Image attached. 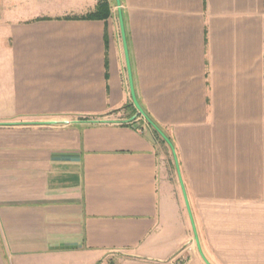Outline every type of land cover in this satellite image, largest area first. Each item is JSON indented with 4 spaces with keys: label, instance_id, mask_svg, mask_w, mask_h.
I'll list each match as a JSON object with an SVG mask.
<instances>
[{
    "label": "crops",
    "instance_id": "1",
    "mask_svg": "<svg viewBox=\"0 0 264 264\" xmlns=\"http://www.w3.org/2000/svg\"><path fill=\"white\" fill-rule=\"evenodd\" d=\"M99 1L0 0V264H264V0H120L171 147Z\"/></svg>",
    "mask_w": 264,
    "mask_h": 264
},
{
    "label": "rangeland",
    "instance_id": "2",
    "mask_svg": "<svg viewBox=\"0 0 264 264\" xmlns=\"http://www.w3.org/2000/svg\"><path fill=\"white\" fill-rule=\"evenodd\" d=\"M100 2L102 3L103 7L98 11V15L101 16V17H103V18H107L109 16V14H112L114 16V18L117 19L118 26H119V31H120V36H121V28H120V23H119V14H118L119 12L121 13V16H122V19H123V26H124V33H125V25H124V18H123V7H122V4H121V1L119 0V4L116 3V0H100L99 3ZM96 8H97V6H96ZM96 8H95V11H96ZM125 39H126V34H125ZM121 41H122V36H121ZM126 44H127V42H126ZM122 46H123V41H122ZM123 52H124V48H123ZM124 56H125V53H124ZM125 65H126V60H125ZM130 68H131V66H130ZM126 71H127V65H126ZM131 74H132V72H131ZM127 75H128V73H127ZM134 93H135V91H134ZM135 97H136V94H135ZM136 100H137L138 105L142 109V107H141V105H140V103H139V101H138L137 98H136ZM132 106H133L134 111L136 112V117L138 119H141V121H144V123L149 124V126L153 129V131L155 133V137L157 136V139L159 140V142L161 140L163 142H165L164 139L160 136V134L154 129V126L156 127V125L153 124L152 121L148 119V116L145 114V112L143 111V109H142V111H143V115H142V114H139L138 113V110L135 108L133 102H132ZM156 128L161 132L162 135H164L166 137V134L163 132V130H160L158 127H156ZM169 148H167V149H169ZM168 151H169V153H167V156L169 158H171V160H173L172 159L173 156H172V153L170 152V149ZM192 230H193V227H192ZM193 233H194V231H193ZM195 233H196V231H195ZM196 236H197V233H196ZM197 239H198V237H197ZM193 243H195L198 251L200 252V254H202L201 247H200V244H199V240H198V245H197L196 242H195V236H194ZM201 256L204 259L203 254ZM204 261H205V259H204ZM186 263H187V260L186 259H178L173 264H186ZM205 263L208 264L206 261H205Z\"/></svg>",
    "mask_w": 264,
    "mask_h": 264
},
{
    "label": "water",
    "instance_id": "3",
    "mask_svg": "<svg viewBox=\"0 0 264 264\" xmlns=\"http://www.w3.org/2000/svg\"><path fill=\"white\" fill-rule=\"evenodd\" d=\"M116 3L119 4V0H116ZM118 14H119V23H120V28H121V36H122V41H123V48H124V53H125V60H126V65H127V73H128V80H129L130 95H131V99H132V102H133L135 108L138 110V113L143 115V111L140 108V106L138 105L136 97H135V93H134L132 74H131L129 56H128V51H127V44H126L125 33H124L123 19H122L121 13L119 12ZM49 124H54V123H49ZM154 129L160 134V136L164 139V141L171 147L169 140L164 135H162L161 132L155 126H154ZM172 151H173V149H172ZM180 185L182 187V194H183V198H184V201H185L186 209H187V212H188V215H189V219H190L192 227H193L194 236H195V242L198 245V239H197V236H196V233H195V227H194V224H193V220H192L191 212H190V209H189L187 197H186V194H185V191H184V188H183V184L180 183Z\"/></svg>",
    "mask_w": 264,
    "mask_h": 264
},
{
    "label": "trees",
    "instance_id": "4",
    "mask_svg": "<svg viewBox=\"0 0 264 264\" xmlns=\"http://www.w3.org/2000/svg\"><path fill=\"white\" fill-rule=\"evenodd\" d=\"M103 7L102 3L100 2L98 5H97V8H96V11L91 15V16H96V14H98V11ZM149 120H151L149 117H148ZM161 130V129H160Z\"/></svg>",
    "mask_w": 264,
    "mask_h": 264
},
{
    "label": "built area",
    "instance_id": "5",
    "mask_svg": "<svg viewBox=\"0 0 264 264\" xmlns=\"http://www.w3.org/2000/svg\"><path fill=\"white\" fill-rule=\"evenodd\" d=\"M100 264H113V263L108 262V261H102Z\"/></svg>",
    "mask_w": 264,
    "mask_h": 264
}]
</instances>
